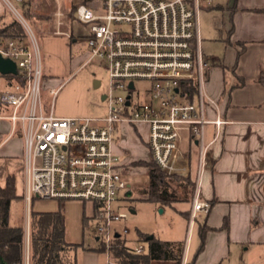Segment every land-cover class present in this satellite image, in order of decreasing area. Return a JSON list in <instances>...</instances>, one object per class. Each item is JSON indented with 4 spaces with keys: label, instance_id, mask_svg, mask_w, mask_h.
<instances>
[{
    "label": "built area",
    "instance_id": "built-area-1",
    "mask_svg": "<svg viewBox=\"0 0 264 264\" xmlns=\"http://www.w3.org/2000/svg\"><path fill=\"white\" fill-rule=\"evenodd\" d=\"M96 1L76 3L74 18L90 26L87 61L103 60L109 73L105 117L54 113L53 102L47 103L44 97L43 52L38 37L21 10L11 0H4L26 35L0 37V56L16 64V72H0V121L9 122L0 145L16 135L24 141L25 251L30 247L29 206L34 200L91 201L93 218L99 220L94 233L105 245L106 264H122L111 251L113 239L124 236L113 223L126 218L112 203L127 195L129 188L114 151L119 126L140 130L139 125H144L151 156L167 174L186 169L177 164L184 140L198 144L192 225L199 213L210 209V203L200 196L207 125L214 124L219 130L227 120L204 87L209 64L202 55L198 15L212 0H99L95 6L92 3ZM55 16L54 33L68 36L61 29L65 13L60 6ZM191 84L197 89L193 98ZM59 88H50L52 97ZM115 90L125 93L114 94ZM134 250L143 253L145 245L140 243Z\"/></svg>",
    "mask_w": 264,
    "mask_h": 264
},
{
    "label": "crops",
    "instance_id": "crops-1",
    "mask_svg": "<svg viewBox=\"0 0 264 264\" xmlns=\"http://www.w3.org/2000/svg\"><path fill=\"white\" fill-rule=\"evenodd\" d=\"M200 11L203 13V22L199 25L200 46L204 30L229 47L225 58L212 56L206 72L208 97L217 102L221 115L227 120L219 130L214 124L207 125L208 148L200 196L210 203V209L207 213L198 214H202L203 221H198L197 216L191 225L194 190L192 195L184 197L185 192L178 188L179 199L162 208L165 211L169 207L181 215L182 234L161 238L139 231V244L145 245L144 252L149 250L150 236L183 244L180 263L172 259H153L149 264H264V0H212L205 3ZM55 48V56L59 58L47 63V68L54 69L55 62L63 70L52 73L61 75L70 69L73 57L67 46ZM98 82L96 80V86ZM0 122L8 125L6 130L0 129L1 140L8 132L9 122ZM208 126L213 127L210 133ZM14 138L19 141L20 150L8 154L9 161L0 165V184L4 185L7 175L12 174L17 193L23 198V138L16 135L0 148ZM192 146L189 140L183 141L177 164L186 169L177 175L192 178ZM18 169L23 175L22 192L18 187L21 175L16 174ZM131 194L129 184L127 196ZM49 200L54 202L55 199ZM57 202L48 203V208L39 211L58 210L60 202ZM72 216L75 221L82 216L83 222L86 216V223L91 219L85 210L82 214L81 210L68 214L65 207V238L68 242V219ZM197 222V235H194ZM203 226L209 227L204 237L201 232ZM123 237L128 247L135 249L139 245L134 247L128 243L126 234Z\"/></svg>",
    "mask_w": 264,
    "mask_h": 264
},
{
    "label": "rangeland",
    "instance_id": "rangeland-1",
    "mask_svg": "<svg viewBox=\"0 0 264 264\" xmlns=\"http://www.w3.org/2000/svg\"><path fill=\"white\" fill-rule=\"evenodd\" d=\"M11 1L21 10L40 42L43 52V71L45 73L44 97L47 103L53 102L54 113L57 116L71 117L107 116L109 111L108 102L102 96L110 92V77L103 60L92 59L87 61L89 49L86 34L90 31V26L79 22L72 14L76 3L80 0H23L24 2H28L26 7L29 8V16L25 15L22 2L17 0ZM99 3L100 1L97 0L95 4H92L98 6ZM59 6L65 13V21L61 29L66 30L69 35L74 34L73 36L54 33L57 29L55 11ZM0 12L6 13L9 20L15 17L3 0H0ZM34 14L43 16L46 19H37L33 16ZM202 17L203 13L200 11L198 15L199 25L201 21L203 22ZM207 34L210 33L204 30L201 33V37L203 38L201 48L204 60L210 65L212 56L220 57L221 59L225 58L228 55L229 47L224 42L215 40ZM61 46H67L71 49L73 60L69 70L66 69L65 73L56 75L52 72H60V70H63L62 67L54 62V69H49L47 68V63H53V61L58 60L57 58L59 57L55 56V47L61 48ZM96 80L99 81L97 86ZM59 85L60 88L57 94L55 97H52L50 88ZM206 85L205 78L204 87L207 92ZM124 93L121 90L114 91V94ZM139 126L140 130L137 132L127 124L120 125L114 140V151L120 157V162L123 165L122 173L127 183L131 185L132 194L129 196L125 195L122 199L112 203L116 211L126 214V218L114 222L113 227L122 232L123 235V231L126 228L128 243L134 247L141 242L139 231L155 234L161 238H168L182 234L183 224V218L178 212L169 207H166L165 211L161 212L160 207L156 203L147 200V196L142 191V189L148 186V169L146 164L152 162V157L150 149H148V145L146 144L147 131L142 125ZM7 127L6 123L0 122V129L6 130ZM212 128V126H208L209 133ZM4 137L2 136V138ZM207 142L208 135L206 137ZM19 150L20 144L17 138L5 143L0 148V165L3 166L2 164H6L7 160L9 161L8 154L18 152ZM199 150L200 147L195 142L191 150V170L194 181H196ZM19 171V169L16 171L17 175L20 173ZM9 175L13 176L12 174ZM9 175H7V178ZM22 177L23 175L21 174L18 179L20 192H22L23 188ZM3 184L6 185V181ZM170 185L172 188H179L176 182L170 181ZM57 201L60 202L59 208L62 204L64 212L65 207L67 208L68 214L79 210H81L82 214V211L84 213L85 210L86 214L91 217L87 223L83 222L82 216L78 221H75L73 216L68 219V240L80 244L74 254L76 264H106V251L102 250V241L94 233L99 220L93 218V202L72 199H55L53 202L52 200L37 199L30 204L29 209L30 211H39L48 208V203H56ZM27 211L28 205L22 196L14 199L10 206V224L25 227ZM197 219L198 221H203L202 214ZM197 227L198 222L194 235H197ZM24 255V264H27L28 261L30 264V257L28 259L30 247L29 249L26 247Z\"/></svg>",
    "mask_w": 264,
    "mask_h": 264
},
{
    "label": "trees",
    "instance_id": "trees-1",
    "mask_svg": "<svg viewBox=\"0 0 264 264\" xmlns=\"http://www.w3.org/2000/svg\"><path fill=\"white\" fill-rule=\"evenodd\" d=\"M28 2L22 1V8L26 16L30 15ZM74 10L72 11L74 17ZM37 19H46L40 15H33ZM26 33L19 20H9L6 13L0 15V37H25ZM196 86L191 84L190 94L193 98ZM152 157V156H151ZM149 175V184L142 191L150 200L160 207L172 205L179 199L176 188H172L170 181L176 182L188 197L192 195L195 182L190 176L168 175L153 160L146 164ZM21 197L16 190L14 176H8L6 185H0V261L9 264H23L25 254L24 227L10 224L11 202ZM87 217H84L86 223ZM225 221V225H226ZM30 264H76L74 254L80 244L68 242L65 238V212L61 204L55 211H31L30 224ZM208 226H203L201 232L204 237ZM148 252L137 253L126 245V239L117 236L111 245L112 256L122 264H149L153 259H172L178 263L182 260L183 244L152 238L148 240ZM105 251V245H102Z\"/></svg>",
    "mask_w": 264,
    "mask_h": 264
},
{
    "label": "water",
    "instance_id": "water-1",
    "mask_svg": "<svg viewBox=\"0 0 264 264\" xmlns=\"http://www.w3.org/2000/svg\"><path fill=\"white\" fill-rule=\"evenodd\" d=\"M0 72L2 73H10V72H16V64L13 60L9 58H4L0 56ZM102 98H105V94L102 96ZM160 211L163 212V208H160ZM153 238V236H150V239ZM1 264H9L5 260H1Z\"/></svg>",
    "mask_w": 264,
    "mask_h": 264
}]
</instances>
